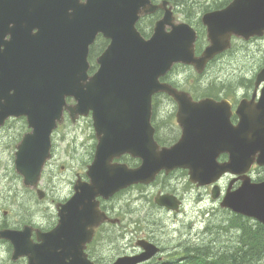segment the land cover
Masks as SVG:
<instances>
[{
  "label": "water",
  "instance_id": "95a60500",
  "mask_svg": "<svg viewBox=\"0 0 264 264\" xmlns=\"http://www.w3.org/2000/svg\"><path fill=\"white\" fill-rule=\"evenodd\" d=\"M164 5L150 0H0V127L10 117H26L32 129L18 147L17 171L27 186H36L49 157L50 135L63 122L64 112L73 122L92 112L99 145L90 176L92 188L103 196L151 183L163 170H189L191 182L199 186L214 185L229 173L239 176L242 185L235 191L230 185L221 207L264 226V181L253 183L246 176L253 165L264 167V96L256 105L244 101L240 122L233 127L225 102H193L187 93L160 81L177 63L203 73L210 60L231 47L233 36H263L264 0H234L226 10L205 16L210 45L200 57L194 52L196 32L187 24H173L169 10L150 39L137 30L142 16ZM99 35L110 45L97 59L100 69L89 76L90 48ZM261 81L264 70L257 77ZM159 93L177 102V120L184 130L170 148L156 143L151 125L153 97ZM68 98L76 103L68 105ZM125 153L143 164L133 170L109 164ZM222 154L229 160L219 163ZM84 192L77 190L80 196ZM220 195L215 186L213 198ZM157 202L169 201L161 197ZM5 235L0 231V239ZM8 238L15 244V257L29 255L19 245V235ZM145 248V255L115 264H138L158 253L153 245ZM43 256L52 261L50 254Z\"/></svg>",
  "mask_w": 264,
  "mask_h": 264
},
{
  "label": "flooded vegetation",
  "instance_id": "af4514ba",
  "mask_svg": "<svg viewBox=\"0 0 264 264\" xmlns=\"http://www.w3.org/2000/svg\"><path fill=\"white\" fill-rule=\"evenodd\" d=\"M162 1L151 0L153 4ZM167 1L173 10L175 22L189 23L197 31L196 55L200 56L209 45L203 17L227 9L234 0ZM158 14L161 17L163 11H158ZM237 42L241 44L238 46ZM251 45H255L260 58L263 56L259 61L255 59L257 52L249 47ZM229 66L236 68L222 75L221 72ZM185 68L194 71L191 66L175 65L172 72L161 81L188 93L193 101L211 98L219 103L226 102L230 122L234 127L239 122L237 110L241 103H258L264 96V81H256L257 75L264 69V36L250 41L233 37L232 48L210 61L202 75L196 74L192 79L187 77L183 80V75L178 71ZM208 72L216 76L204 81ZM169 106L171 109H167V114L175 118L177 103L166 94L154 97L157 110ZM65 116L64 125L51 134L50 157L37 187H27L25 177L17 174V146L12 164L10 158L6 157L13 141L9 136L12 132H5V198L0 206V214L3 216L0 219V231L19 235V245L26 248L29 255L15 257V244L5 235V239H0V248L4 249L5 254L0 264H70L74 260H82V263L87 261L88 264H114L121 258L142 255L144 245L149 243L159 248V254L139 264H158V261H162V264H200V250L192 249L190 242L201 244L202 232L193 218L186 220V210L192 195L201 209L200 204L205 200L202 191L211 194L212 188L199 187L190 181L187 170L176 169L169 173L161 172L151 184L130 185L105 197L98 189L92 188L90 176L99 142L97 132H88V135L84 132H61L68 126L69 116ZM182 132L183 128L177 125L172 132H155V139L161 148L171 147L180 140ZM18 133V144H21L30 132ZM88 136L91 137L90 149ZM227 160V154L218 158L220 163ZM141 163V159L129 153L114 157L109 162L113 167H126L130 170L138 168ZM258 170H264V167H254L248 174L252 181L257 182L262 178L260 176L256 179V175L261 174ZM63 174H70V177L65 179L61 176ZM234 178L227 175L220 181L222 194ZM223 181L228 183L223 185ZM241 183L235 182L232 190L237 189ZM79 187L85 190L81 196L77 193ZM195 191L196 194L193 193ZM159 195L169 197V205H159L156 202ZM219 203L212 200L216 207ZM152 210L160 213L155 216ZM162 215L168 219L169 224L163 223ZM212 216H216V210H213L211 219L214 218ZM165 228L171 234L166 237V243L171 244L168 246L162 245L157 237ZM208 228L209 225L205 230ZM41 253L50 254L52 261L47 256L41 257ZM205 259L220 264L228 260L226 256Z\"/></svg>",
  "mask_w": 264,
  "mask_h": 264
},
{
  "label": "rangeland",
  "instance_id": "374dc122",
  "mask_svg": "<svg viewBox=\"0 0 264 264\" xmlns=\"http://www.w3.org/2000/svg\"><path fill=\"white\" fill-rule=\"evenodd\" d=\"M145 24L146 23H144L143 25ZM240 44L241 43H239L238 46ZM249 47L252 50H254V52H257L255 59L259 61L263 56L261 55L262 57L260 58V55L256 50L255 45H251ZM242 48L243 46L240 47V50H242ZM239 64L241 65V62H239ZM234 65L236 67L238 66L235 63ZM236 67L229 66L228 69L221 72V74L226 75L227 71L232 72L233 69L235 70ZM181 72L183 74V80H185L184 78L187 77H190V79H192L194 76V72H192L190 69L181 70ZM215 76L216 75H212V72H208L206 78H204L203 80L208 81L211 78H214ZM167 109L170 110L171 106L159 108L158 117L156 121L159 123V126L161 127L160 132H172V130L177 127L174 116L170 117V115L167 114V112L169 111V110L167 111ZM27 129L28 128L24 120H12L6 126V128L0 130V206L2 205L3 199L5 198V132H12L9 134V136L13 141V145L11 149H9L6 153V157L10 158L11 161L10 163L12 164V158H13L15 146L18 145V139H19L18 132H28ZM61 132H84L85 135H88V132H94L92 120L91 118H83L76 125L68 123V126L66 128H63ZM87 138H88V142H87L88 149H90L91 137L88 136ZM8 140L10 139H6V141ZM258 171H260L261 174L260 175L257 174L256 179L259 178L260 176L264 177V170H258ZM75 172H76V163L74 162L73 173L75 174ZM61 176L64 177L65 179H68L70 177V174H63ZM227 183L228 182L223 181V185H226ZM193 193L196 194V191ZM202 193L205 200L200 204L201 209H199L198 206L196 205V199H194V195H192L186 210V220H188L190 217L193 218L194 221L196 222V226H199L200 228L199 230L200 232H202V236H201L202 243L198 244L194 241L190 242L191 247L202 249V247H206L207 244L210 245V241H215V249L216 250L223 249V251L224 250L226 251V254L224 255L226 257L230 256L238 238L237 233L232 232L231 229L232 227L231 216L224 211H220L219 209L221 208L219 206L216 207L215 205L212 204V198L209 191H205V192L202 191ZM213 210H216V216H212L214 218L211 219L210 216L213 214ZM152 211L155 216H158V214L160 213L158 210H152ZM208 212L211 213V215L208 214ZM2 217H3L2 214H0V219H2ZM222 218H224V220H222ZM162 221L163 223L169 224L168 219L163 215H162ZM208 225H209V231L205 230ZM164 230L165 231H160L159 234H157L158 240L164 246L171 245L166 243L167 242L166 237L171 236V234L168 232V230H166V228ZM210 231H213V233L211 234ZM196 234L197 232L195 233V235ZM195 245H201V246H195ZM205 253L207 256H217V254H215L213 251L207 249H205ZM4 255H5L4 249L0 248V260L1 257ZM157 263L162 264V261H158ZM258 263L264 264V256L262 260L259 261Z\"/></svg>",
  "mask_w": 264,
  "mask_h": 264
},
{
  "label": "trees",
  "instance_id": "16d2710c",
  "mask_svg": "<svg viewBox=\"0 0 264 264\" xmlns=\"http://www.w3.org/2000/svg\"><path fill=\"white\" fill-rule=\"evenodd\" d=\"M106 42L103 39H99L98 43L92 48L90 59H94L105 47ZM232 223L235 227H239L238 238L230 256H227L228 262L224 261L223 264H255L258 263L264 256V227L258 223H253L249 219H245L241 216L234 218ZM222 227V226H221ZM209 231V228L207 229ZM237 232V230H236ZM212 234L213 231H210ZM192 249H195L192 247ZM205 249L213 251L217 256L225 257L226 251L216 250L215 241H210V245L202 247L200 250L202 258L207 256ZM204 261V260H202ZM200 264H220L214 261H204ZM227 262V263H225Z\"/></svg>",
  "mask_w": 264,
  "mask_h": 264
},
{
  "label": "bare ground",
  "instance_id": "6f19581e",
  "mask_svg": "<svg viewBox=\"0 0 264 264\" xmlns=\"http://www.w3.org/2000/svg\"><path fill=\"white\" fill-rule=\"evenodd\" d=\"M195 246H201V245H195ZM201 262V261H200ZM202 262H204V261H202ZM203 264V263H202Z\"/></svg>",
  "mask_w": 264,
  "mask_h": 264
}]
</instances>
